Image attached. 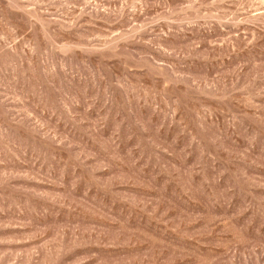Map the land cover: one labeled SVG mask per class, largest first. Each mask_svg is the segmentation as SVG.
<instances>
[{
  "label": "rangeland",
  "instance_id": "obj_1",
  "mask_svg": "<svg viewBox=\"0 0 264 264\" xmlns=\"http://www.w3.org/2000/svg\"><path fill=\"white\" fill-rule=\"evenodd\" d=\"M0 264H264V0H0Z\"/></svg>",
  "mask_w": 264,
  "mask_h": 264
}]
</instances>
